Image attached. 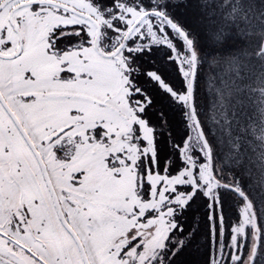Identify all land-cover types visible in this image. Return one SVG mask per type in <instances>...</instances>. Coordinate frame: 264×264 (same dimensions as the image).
Instances as JSON below:
<instances>
[{
    "label": "rangeland",
    "instance_id": "obj_1",
    "mask_svg": "<svg viewBox=\"0 0 264 264\" xmlns=\"http://www.w3.org/2000/svg\"><path fill=\"white\" fill-rule=\"evenodd\" d=\"M59 1L64 3L65 9L73 8L80 13L90 14L102 26L107 23V27H110L112 20L131 26L143 16L140 11L122 4L120 13H110L113 18L110 15L108 20L90 0ZM13 22L22 35L23 49L15 58L0 59V81L9 77V106L18 112L27 123L29 132L36 137L40 136L37 130L47 124L53 127L68 123L76 127L71 142H78L75 149L82 159L77 161V165L88 163L94 167L84 180L90 181L92 177L93 181L104 180V190H83L84 194L95 198L100 204L104 202L99 210L88 208L70 212L72 223L88 249L92 264H124L121 258L123 249H128L125 254L129 261L126 264H183L184 254L187 253L181 251L184 246L178 229L173 231L176 220L181 217L177 212L185 208L184 222L190 228L194 224L195 229L201 220L198 209L204 205L202 196L212 203L218 199L219 183L214 184L208 174L204 158L207 153L203 147L197 146L198 136L193 134L192 141L202 150L201 155L195 154L194 145L189 144L184 147L181 158L175 156L177 166L170 170L169 166H164L165 161L158 162L153 133L132 107L129 91L116 61L111 58L103 60L95 48L85 47L84 44L78 46L75 52L79 58L78 64L70 68L62 63L72 57L70 51L65 54L53 51L55 47L51 45V40L56 30L70 28V25L83 26L93 40L97 30L95 25L46 2L26 5L17 10L13 14ZM159 25L158 33L164 37L158 36L149 19L142 22L132 37L139 42L149 34L153 39L150 42L165 44L173 49L184 77L186 93L183 98L188 102L198 52L184 33L174 31L173 36L172 30L171 36L175 42L170 41L168 31ZM12 28L9 25V37L16 41V29ZM111 28L119 33L124 31L114 25ZM178 45L183 47L182 52L178 50ZM15 51L16 43L9 47V55ZM64 66L75 75L61 69ZM63 74L67 75L56 78ZM50 92H57L61 96H51ZM135 127L139 132L137 136L132 134ZM128 138L132 142L127 141ZM133 139H136V143H133ZM78 169L81 168L78 166ZM140 176L141 189L138 188ZM5 182L0 176V264H39L15 243L16 234L54 263L82 264L73 239L56 218L40 226L33 211L20 209L18 202L25 200L19 192L21 189H15L10 184L8 186ZM37 206L40 207L39 204ZM100 211L106 212L107 218ZM27 212L31 214L29 218L26 217ZM211 219H214L212 213ZM222 220L220 216L218 221L221 223ZM87 222L92 226L87 227ZM20 223L24 224V230L19 227ZM253 223L251 207H242L239 225L232 227L231 234V244L236 247L234 264L243 257L240 264L254 262L260 236ZM171 232L173 235L168 242ZM9 233L14 238L9 237ZM9 251L19 253L20 257L14 259ZM212 264H217V261Z\"/></svg>",
    "mask_w": 264,
    "mask_h": 264
},
{
    "label": "trees",
    "instance_id": "obj_2",
    "mask_svg": "<svg viewBox=\"0 0 264 264\" xmlns=\"http://www.w3.org/2000/svg\"><path fill=\"white\" fill-rule=\"evenodd\" d=\"M90 1L108 20L110 13H120L122 4L143 13L131 26L119 20L102 26L94 18L98 31L93 41L101 56L105 52L116 61L132 107L153 133L158 162L173 170L175 156L181 158L189 144L201 155L192 141L196 134L197 146L207 153L208 174L219 183L217 202L202 196L195 229L184 222L185 208L177 212L181 217L173 231L178 229L181 251L187 253L183 264H234L232 227L239 225L240 209L247 206L260 236L253 264H264V0ZM145 19L164 37L158 33L161 24L170 41L175 42L172 30L173 36L181 31L198 52L192 100L183 98L184 77L173 49L150 42L149 34L139 42L132 37ZM111 25L130 29L123 35ZM77 28L80 43L88 37L83 26Z\"/></svg>",
    "mask_w": 264,
    "mask_h": 264
},
{
    "label": "flooded vegetation",
    "instance_id": "obj_3",
    "mask_svg": "<svg viewBox=\"0 0 264 264\" xmlns=\"http://www.w3.org/2000/svg\"><path fill=\"white\" fill-rule=\"evenodd\" d=\"M15 1L17 0H0V59L9 60V58H7L9 56V47H12L16 43L17 51L21 43L23 44V40L21 38L22 35L20 34L19 30H17V27L13 22V14L26 5H42L46 2L53 4L59 9L85 18L86 21H88L91 25H94L95 22L93 16L90 14L80 13L73 8H70L69 10L65 9V6L63 5L64 3L59 0ZM9 25L16 29V41L13 40L12 36L9 37ZM77 27V25H70V28L69 26L62 27L59 29L60 31L56 30L54 32L51 40V45L55 47L53 48L54 52L56 50L60 54H65L67 51H70L72 57L62 61L63 65L65 64L68 67L70 66V68L78 64L79 58L75 53L78 46L85 44V47L95 48L94 41L88 36L87 28H84V30L88 38L84 40L83 36H81L80 39L83 40L80 43L77 42ZM96 31H98V29ZM106 55L107 53H102L103 60L108 59ZM68 67L61 69L68 70L70 75H75L71 73L73 71H70ZM66 75L67 74H63L56 78L64 77ZM50 95L55 97L61 96L57 92H50ZM9 107L34 144L41 160L44 163V168L40 163L38 155L29 145L23 132L15 122L9 111ZM75 128L76 127L68 123H63L61 126L53 125V127L50 126V124H47L40 130H37L39 131L40 136L36 137L32 135L27 128V123L24 122L18 112L9 106V77L0 81V176L4 181H6L5 183L8 184V186L10 184L12 185L11 187L15 189H21L19 192L21 193L22 198L25 200L18 202L20 209L24 210V212L27 210L33 211V214L35 218L38 219L40 226L46 224L45 221L48 223L56 218L58 223L73 239L82 264H86L75 237L61 219L56 203L57 201L60 211L65 217L67 223L79 237L85 249L89 263L92 264L88 249L86 248V245L79 232L72 223L70 212H77L78 209L80 211L87 210L88 208L99 210V208H101L103 205L102 203L104 202L100 204L97 200H95V198L84 194L85 192H83V190L86 188L97 189L98 191L104 190L105 184L101 176L99 178L102 180L93 181V177L90 179V181L89 179L84 180L85 178H88V173L93 171L94 167L88 163L77 165V161L82 158L78 156L80 154H77L75 149V146L78 145V142H71ZM48 130H50V132H48ZM84 131H87V129H84ZM136 131L137 128L135 127L132 133L133 136L138 135L139 132ZM127 141L132 142V139L128 138ZM133 143H136V139H133ZM105 159H108V157H105ZM73 162H76V164H72ZM67 163L69 164L67 165ZM78 166L81 169H78ZM106 174V177H108V171ZM139 184L140 185L138 188L141 189V176L139 178ZM76 187H80V189H77ZM38 204L40 207L37 206ZM100 214L107 218L108 214L106 212L100 211ZM30 215L31 214L27 212L26 217L29 218ZM42 220L43 224H41ZM23 225L24 224L22 223L19 224V227L22 230L25 229ZM86 226L91 227L92 224L87 222ZM14 227H16V224H14ZM30 231L32 232V229H30ZM9 237H13L11 233H9ZM14 241L22 248L23 253H26L28 257L35 260L39 264H57L44 257V255H41V253L35 250L30 243L24 239H21L17 234L16 238H14ZM122 251V262L126 264L129 261V258H127L125 254L128 249H123ZM9 253L14 257V259H18L20 257L19 253L17 252L9 251Z\"/></svg>",
    "mask_w": 264,
    "mask_h": 264
},
{
    "label": "water",
    "instance_id": "obj_4",
    "mask_svg": "<svg viewBox=\"0 0 264 264\" xmlns=\"http://www.w3.org/2000/svg\"><path fill=\"white\" fill-rule=\"evenodd\" d=\"M10 1V0H9ZM1 8V7H0ZM23 49V44L21 43V45L19 46L18 50L12 54V55H9L7 58H15L17 56H19V54L21 53ZM262 49L264 50V40H263V43H262ZM193 82H194V77L192 79V82H191V85H190V99L192 100V96H193ZM9 111L11 113V115L13 116L15 122L17 123V125L19 126L20 130L23 132L25 138L27 139L29 145L32 147V149L34 150V152L38 155L39 159H40V163L42 164V167L44 168V163L43 161L41 160L40 156H39V153L38 151L36 150L34 144L32 143V141L30 140L28 134L24 131V129L22 128L19 120L17 119V117L14 115V113L11 111L10 107H9ZM54 193V192H53ZM56 199V198H55ZM56 201V200H55ZM57 203V206H58V210H59V213H60V216H61V219L63 221V223L65 224V226L69 229V231L72 233V235L75 237L78 245H79V248L81 250V253H82V256H83V259L85 261L86 264H90L89 263V260L87 258V255H86V252H85V249L79 239V237L77 236V234L75 233V231L70 227V225L67 223V221L65 220V217L63 216L62 212L60 211V207L58 205V202L56 201Z\"/></svg>",
    "mask_w": 264,
    "mask_h": 264
}]
</instances>
